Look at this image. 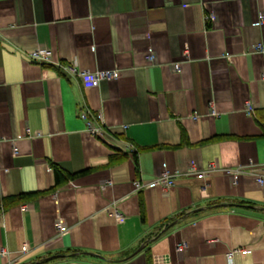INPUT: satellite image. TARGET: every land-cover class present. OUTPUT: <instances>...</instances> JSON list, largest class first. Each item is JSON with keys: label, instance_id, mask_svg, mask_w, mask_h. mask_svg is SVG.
<instances>
[{"label": "crops", "instance_id": "1", "mask_svg": "<svg viewBox=\"0 0 264 264\" xmlns=\"http://www.w3.org/2000/svg\"><path fill=\"white\" fill-rule=\"evenodd\" d=\"M263 162L264 0H0V264H264Z\"/></svg>", "mask_w": 264, "mask_h": 264}, {"label": "built area", "instance_id": "2", "mask_svg": "<svg viewBox=\"0 0 264 264\" xmlns=\"http://www.w3.org/2000/svg\"><path fill=\"white\" fill-rule=\"evenodd\" d=\"M262 19H263L262 16L259 15L260 22L262 21ZM255 48L260 49V45H255ZM26 55L28 59L31 60L32 62L42 64V65H46V64L56 65V66H59L65 73L77 75L84 88L96 87L98 86L99 82L102 80L107 81V80L115 79L117 77V70L84 71V70L77 69L74 64H66L64 66L60 65L51 60L50 50L47 48H43V47H38L32 50H29ZM173 68L177 69V64H174ZM245 110L247 111L251 110V105L248 102L245 103ZM211 113L213 112L211 111ZM78 115L84 121L85 128L89 134L102 138V136L105 133V130L101 125L89 119L87 117V113L84 110L79 111ZM14 150L15 148H13V151ZM214 169L215 167L213 165H210L205 170L197 172L195 174V177L201 178L207 173L212 172ZM221 171L227 174L232 182H235L241 174L248 173L254 178L255 182L258 185L264 184V162L256 166H251V165L250 166H236L232 168H225V169H222ZM136 183L135 185H137ZM150 183L152 185L158 184L163 189H167L173 184V174L167 171H163L159 173L158 175H156L153 178V180H151ZM56 227H57L58 233H63L66 231L65 226L60 222H57ZM183 248H184L183 243L179 242L176 244L177 252H181ZM25 250H26V247L21 246L20 252L23 253ZM236 252L240 254H245L246 252H248V250L247 249H230L225 254L226 260L230 262L233 254ZM9 264H12V263H9Z\"/></svg>", "mask_w": 264, "mask_h": 264}, {"label": "trees", "instance_id": "3", "mask_svg": "<svg viewBox=\"0 0 264 264\" xmlns=\"http://www.w3.org/2000/svg\"><path fill=\"white\" fill-rule=\"evenodd\" d=\"M53 171H54V175H55L54 177H55V182L56 183L61 182L60 178H62V180L63 179L67 180V179H70V178H72L73 176L76 175L75 173H73V174H67V173L60 174L62 171L60 169H58L57 167H55V166H53ZM59 175L61 176L60 178H59ZM22 197H24V196L23 195H16V196L2 198L1 199V203H2L3 207H6V206H8L10 204H13V203H16V202L20 201L22 199ZM181 215H183V212L175 215L174 217H172L169 220L171 221V220H173L176 217L181 216ZM167 224H168V222L165 224V227H168ZM53 259H54L53 256H51V257L49 256V257H46V258L37 259V260H35V261L31 262V263H28V264H46V263L52 261Z\"/></svg>", "mask_w": 264, "mask_h": 264}]
</instances>
